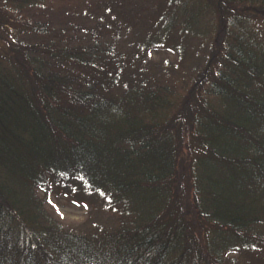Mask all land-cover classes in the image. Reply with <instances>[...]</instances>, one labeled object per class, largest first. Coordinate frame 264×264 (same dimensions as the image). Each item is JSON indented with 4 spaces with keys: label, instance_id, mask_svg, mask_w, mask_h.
<instances>
[{
    "label": "trees",
    "instance_id": "trees-1",
    "mask_svg": "<svg viewBox=\"0 0 264 264\" xmlns=\"http://www.w3.org/2000/svg\"><path fill=\"white\" fill-rule=\"evenodd\" d=\"M127 1L106 0L109 18L87 8V31L82 6L0 0V264H260L264 40L227 25L264 19V0H205L213 46L188 73L147 65L148 11ZM157 13L146 41L201 36L198 11L179 32ZM48 194L107 217L69 232Z\"/></svg>",
    "mask_w": 264,
    "mask_h": 264
},
{
    "label": "rangeland",
    "instance_id": "rangeland-1",
    "mask_svg": "<svg viewBox=\"0 0 264 264\" xmlns=\"http://www.w3.org/2000/svg\"><path fill=\"white\" fill-rule=\"evenodd\" d=\"M12 1V0H10ZM55 7L62 6L61 8H71L74 10H79L76 7L82 6L83 14L86 15L87 8H95V12L90 14V17L94 18L98 14H103L104 17H108V13L105 11L104 5L106 0H48ZM138 7L134 9H139L142 13L148 11L149 16H145L142 21H149L145 24L141 23L138 25L136 31L141 36V40L146 43L148 47L145 49L147 55V65L152 66V63L163 64L168 67L170 64L175 68H178L184 72H190L191 68L194 65L203 64V61L206 57V54L209 53V48L212 45V40L216 32L218 15L212 12L207 8V3L205 0H131ZM125 2H128L125 0ZM170 2V3H169ZM14 5V4H13ZM15 8L8 9V12H12ZM92 9V8H91ZM158 9H161V12L173 16L171 29H174V32H179L178 29L184 25V18L188 17L193 11H198L200 13L199 21V37L189 38L186 41H182L181 36H177L174 33V37L171 41H168L166 37L162 36L160 39H149L146 41L148 32L154 28L155 23L158 21V17H161V14H158ZM16 11V10H15ZM135 11V10H134ZM103 12V13H102ZM14 13V12H13ZM15 14V13H14ZM130 19L134 20L129 24L124 22L120 25L121 29H125L127 33L124 35L123 40H121L122 48L128 49L130 46H134L135 38L138 39L137 35L133 32L134 23L137 20V17H140V13H129ZM26 16L27 13L24 12ZM29 15V14H28ZM151 15V18H150ZM83 16L79 24H85L84 29H88L92 22L89 17ZM101 17V16H99ZM204 20L202 21V18ZM163 19V18H162ZM216 19V21H215ZM163 21L166 22L165 19ZM182 23V24H181ZM238 32L243 37H248L255 41L264 40V19H249L248 17H238L232 20L227 25V30ZM85 31V30H84ZM88 31V30H87ZM231 31V32H232ZM182 35L183 32H180ZM152 36V35H151ZM185 36V35H183ZM145 40V41H144ZM205 41V43L203 42ZM140 45L137 46V51L143 52L142 49H138ZM181 51L185 52V55L181 57ZM183 59V61H181ZM200 67L196 68L194 71L198 70ZM193 71V72H194ZM95 207V206H94ZM98 207V208H96ZM95 208H87L84 205H77L71 202L68 198L63 196L56 197L53 194H48L45 198L44 209L47 211L48 215L51 217L50 220L55 225H59L62 229L75 234H81L93 231L95 224L104 223V220L107 217L108 211H103L97 205ZM187 207V206H186ZM189 219L191 218V212H187ZM262 249H259L258 260L260 264H264V252ZM229 258L230 256H226ZM232 257V256H231Z\"/></svg>",
    "mask_w": 264,
    "mask_h": 264
}]
</instances>
